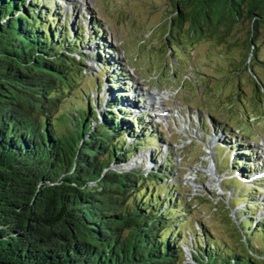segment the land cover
<instances>
[{
    "label": "trees",
    "instance_id": "16d2710c",
    "mask_svg": "<svg viewBox=\"0 0 264 264\" xmlns=\"http://www.w3.org/2000/svg\"><path fill=\"white\" fill-rule=\"evenodd\" d=\"M55 1L0 0V264H264L247 241L256 233L264 251V214L256 221L245 216L235 226L245 239L238 252L222 248L201 228L186 242V204L174 183L161 184L172 175L170 152L147 171L120 166L156 133L133 114L137 97L106 44L95 43V59L109 73L106 92L112 93L102 111L85 92L77 107L63 105L84 75L81 44L98 31L94 26L91 36H82V27L60 22L48 6ZM173 6L168 22L189 35H227L231 22L247 19L245 61L254 56L264 0H174ZM93 85L98 96L99 82ZM236 147L231 160V146L224 154L230 173L222 176L252 184L245 196L255 203L264 178L249 179L257 162Z\"/></svg>",
    "mask_w": 264,
    "mask_h": 264
},
{
    "label": "rangeland",
    "instance_id": "374dc122",
    "mask_svg": "<svg viewBox=\"0 0 264 264\" xmlns=\"http://www.w3.org/2000/svg\"><path fill=\"white\" fill-rule=\"evenodd\" d=\"M173 4L174 0H58L48 5L57 10L66 26L82 27V36L93 33L94 26L101 33L82 42L84 75L72 83L74 89L68 91L63 105L77 107L85 92L94 104L99 102L97 112L102 111L112 93L106 92L103 80L109 73L95 59V43L106 44L113 61L129 78L126 88L138 96L133 114H141L143 125L156 133L120 166L147 171L170 152L172 175L161 184L170 187L174 183L186 204V220L180 218L184 220L183 240H191L201 228L222 248L238 252L245 239L235 226L245 216L253 221L261 218L264 191L259 190L257 205L252 206L255 203L245 196L251 194L252 184L242 186L223 178L228 170L224 154L228 144L230 153L234 149L238 153V144L239 152L264 163V24L256 28L254 56L246 62L247 19L231 22L227 35L218 30L189 35L184 27L178 29L168 22ZM60 26L56 21L55 27ZM94 82L100 85L98 96ZM154 143L156 148L151 146ZM210 145L218 146L216 167ZM210 166L215 172L212 175L207 171ZM162 195L159 193L160 199ZM247 203L250 209L243 207ZM247 241L252 254L264 256L259 235L255 233ZM181 247L183 262H188L189 254Z\"/></svg>",
    "mask_w": 264,
    "mask_h": 264
},
{
    "label": "bare ground",
    "instance_id": "6f19581e",
    "mask_svg": "<svg viewBox=\"0 0 264 264\" xmlns=\"http://www.w3.org/2000/svg\"><path fill=\"white\" fill-rule=\"evenodd\" d=\"M207 171L211 172V175L215 173L212 166L208 167Z\"/></svg>",
    "mask_w": 264,
    "mask_h": 264
}]
</instances>
